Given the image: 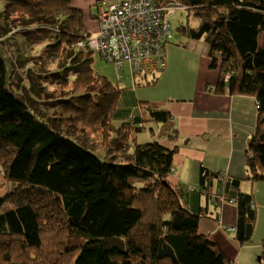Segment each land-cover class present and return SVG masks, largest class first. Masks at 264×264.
I'll use <instances>...</instances> for the list:
<instances>
[{"label":"trees","instance_id":"obj_1","mask_svg":"<svg viewBox=\"0 0 264 264\" xmlns=\"http://www.w3.org/2000/svg\"><path fill=\"white\" fill-rule=\"evenodd\" d=\"M155 1L175 5L167 22L177 9L197 18L183 28L208 45L210 69L218 71L211 91L254 98L245 179L264 180V0ZM42 29L46 43L24 34ZM89 35L70 0H0V264H233L198 231L206 209H190L171 179L178 146L166 145V136L135 140L146 123L165 124L170 113L146 101L142 114L120 110L121 92L134 88L94 70ZM168 42L161 41L164 59ZM128 67L134 86H152L164 71ZM86 129L104 150L99 156L73 139ZM214 179L220 191L208 198L235 206L234 238L247 243L252 194L241 190L243 179L202 165L198 190Z\"/></svg>","mask_w":264,"mask_h":264},{"label":"crops","instance_id":"obj_2","mask_svg":"<svg viewBox=\"0 0 264 264\" xmlns=\"http://www.w3.org/2000/svg\"><path fill=\"white\" fill-rule=\"evenodd\" d=\"M70 1L72 5L83 11L85 23V14L87 15V21L95 31L97 29V21L95 19L97 13L96 4L104 0ZM92 14L93 16H91ZM93 19L96 23L92 21ZM187 26V22H181L179 36L175 38L176 43H172L169 40L166 45V67L160 73V77H157L158 74H156V81L153 84V86H156L161 80L165 79L167 81L163 93L159 96L160 98L144 94L142 98H137L135 89H127L128 91L121 92L120 95L121 109L124 108L126 112L131 111L134 114H142L139 103L146 101L149 105L157 107V109L167 110L172 119L165 123L167 129L163 126V135L166 136V132L171 129V137L175 140L177 139L174 142L171 140L164 142L169 147L177 146L178 136L196 135V139L185 143L193 148L195 144L201 142L197 144L198 151L210 150L215 147V144L212 143L222 140L221 135L218 134L219 128L225 125L228 126L229 136L227 137H231L232 151L227 156L228 159L223 161L224 165H215L216 158H214L213 167L222 171L223 175L226 174L243 179L244 182L241 183L240 188L244 192L252 194V208L255 210L252 241L240 244L235 240L233 229L236 222V209L232 203L227 201L218 202L216 198H208L209 193L216 194L217 191H220L219 183L216 179L211 181L206 192L198 190L199 167L202 165L210 168L212 165L199 160L193 170L191 169L189 180L182 179L180 174H171V179L183 191L182 196L187 199L185 202L190 209L195 210L202 206L208 212L207 217L200 218L199 233L212 241L233 264H251L249 256L252 254V257H254L255 250L259 249L264 241V180L245 181L247 177L245 151L248 141L255 130L256 103L253 97L209 91L211 87L208 85L216 83L218 71L217 69H210L208 45L202 40L190 38L183 28ZM186 76H188V80L182 84ZM144 87H148V85H140L136 89ZM252 106L255 109L251 113ZM247 112L250 113L251 128L241 130V126L245 125L243 116ZM181 120H189L188 126L182 124ZM205 125L211 127V133H209L207 127H204ZM234 127L238 131L236 135H233ZM182 165L184 166L185 162ZM259 260L260 257L257 258V261Z\"/></svg>","mask_w":264,"mask_h":264},{"label":"rangeland","instance_id":"obj_3","mask_svg":"<svg viewBox=\"0 0 264 264\" xmlns=\"http://www.w3.org/2000/svg\"><path fill=\"white\" fill-rule=\"evenodd\" d=\"M163 2L164 1H160V3H163ZM170 3L173 4L174 2H170ZM187 15H188V11L177 9V10H174L173 13L169 16V19L171 21V26H172V38L170 39V42L172 41V43H176L175 38L179 36V26L181 25V22H187V24L190 26H196L197 25V23H198L197 18L192 16V15H189L187 18ZM20 17L21 16H19V18H17L18 19L17 22L19 21ZM85 17H86L87 30L90 32L91 35H93L94 29H92V27L89 25V23L87 21V15L86 14H85ZM92 21L94 23H96V21L94 19ZM24 34L25 35L31 34V36H33V37H30V40L35 41L36 43L44 42L47 39V37H49V35H48L49 32H47L46 30H43V29L25 32ZM26 36H28V35H26ZM46 41H45V43H46ZM13 47H15V45H13ZM90 55L92 57V67L94 68V70L96 72L106 76L112 83H114L115 86H118L120 88H124V87L131 88V87H133V83H132L133 76H132L130 68L128 67L129 66L128 62H124L125 64L123 65L122 69L119 71H116L113 64L107 63L104 60L100 59L99 55L97 53L92 52ZM30 63L31 62H29L28 64H30ZM39 70H41V69H39ZM212 70H215V69H212ZM160 75L161 74H159L157 77H160ZM139 76L140 75H135V79L142 80L143 78L139 77ZM149 77H151V75H149ZM117 78H119V80H117ZM37 79H40V78H37ZM187 80H188V76H186L183 79L182 84ZM166 85H167V81L164 79V80H161V82L159 84H157L156 86L152 85V86L139 88V89H136L137 86H134L133 88L137 91V96H138L137 98H142L143 94L150 96V97L160 98L159 96H161V94L163 93ZM209 91H211V90L209 89ZM82 92H83V88H77V89L74 88V90H73L74 94H79ZM39 97L42 98L43 93H41ZM139 105L141 106V103H139ZM119 109L121 110V104H120ZM141 109H143L142 106H141ZM254 109L255 108L252 106L251 113L253 112ZM119 114H120V112H118V115ZM121 122H122V120L118 116V119H116V120L114 119V121H112L113 128L114 129L118 128ZM180 122L182 124H186V126H188V124H189V120H181ZM243 122L245 123V125L241 126V130L251 128L250 113L247 112L243 116ZM163 126L167 129V127L163 123L157 124V123L148 122V123H146V130L141 132V133H137L138 136L136 135L135 131L132 130V133H130L129 138L126 139L127 140L126 141V148H125L126 153L132 151L133 139H131V138L133 135H136L135 140L138 143H144V142L153 141V140L157 141V140H159L158 138L161 139L164 136L163 135L164 134ZM149 127H152L154 130L153 137H151V135H150ZM204 127H207L209 129V133H211L212 129H211V127H209V125H205ZM254 127H255V123H254ZM234 131H233V133H234L233 135H236V132H238V131L235 130V127H234ZM171 132H172L171 129L166 132V138L168 140H171L174 142L177 139L175 140L174 138L169 136L171 134ZM218 134L221 135L222 140L218 141L216 143H212V144H215V147H212L210 150L208 149L207 151H198L197 144H199L201 142L195 144L193 146V148L188 146L187 143L190 140L196 139L197 138L196 135L178 136L177 146L179 147V151H178V153L174 154L172 174L173 175L180 174V177L182 179H186V181H187L191 177V173H190L191 169L193 170L195 164L199 160H203L204 162H208L210 165H212V166H210V168H213V169H215L213 167L214 158H216L215 162H214L215 165H217V166L219 164L224 165L223 161L225 159H228L227 156L230 154V152L232 151L231 149L233 148V147H231V142H230L231 137H227V136H229L228 126L225 125L223 127H220L218 130ZM114 137H116V136H114ZM73 139L75 142H77L83 146H85V145L82 142H84L89 147L93 148L94 149L93 152L95 154L103 153V151H104L101 147L96 146L95 138L89 129H86V130L80 132ZM186 141H187V143H185ZM112 146H113V144L110 143L108 147L110 148ZM111 149H108V150L111 151ZM183 162H185L184 166L182 165ZM182 166H183V169H182ZM245 181H249V180H245ZM11 188H12V186H7V189L10 190ZM250 241H252V239H250ZM251 244H252V242H251ZM258 257H260L259 261H257ZM249 259H251V264H264V241L262 242V246L259 249L255 250L254 257H252V254H251V256H249Z\"/></svg>","mask_w":264,"mask_h":264},{"label":"built area","instance_id":"obj_4","mask_svg":"<svg viewBox=\"0 0 264 264\" xmlns=\"http://www.w3.org/2000/svg\"><path fill=\"white\" fill-rule=\"evenodd\" d=\"M174 7L155 0H122L102 4L97 33L89 45L106 62L119 69L124 62L132 71L160 72L166 61L160 55L161 41L171 36L166 14Z\"/></svg>","mask_w":264,"mask_h":264},{"label":"clouds","instance_id":"obj_5","mask_svg":"<svg viewBox=\"0 0 264 264\" xmlns=\"http://www.w3.org/2000/svg\"><path fill=\"white\" fill-rule=\"evenodd\" d=\"M119 1H122V0H119ZM119 1H117V0H113V1H101V2H99V3H97L96 4V7H97V13H96V16H95V19H96V21H97V29L94 31V34L93 35H89V38H91V37H93L96 33H97V30H98V28H99V25H98V12H99V7L102 5V4H106V3H111V2H119ZM175 6V5H174ZM169 24H170V26H171V23L170 22H168ZM172 38V26H171V36H170V38L168 39V40H170ZM98 54V53H97ZM99 55V54H98ZM102 59V58H101ZM102 60H104V59H102ZM105 61V60H104ZM106 62V61H105ZM108 63V62H107ZM111 64V63H110ZM114 65V64H113ZM115 67V66H114ZM122 67H123V65L119 68V69H116L115 68V70L116 71H119V70H121L122 69Z\"/></svg>","mask_w":264,"mask_h":264}]
</instances>
